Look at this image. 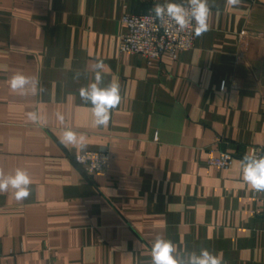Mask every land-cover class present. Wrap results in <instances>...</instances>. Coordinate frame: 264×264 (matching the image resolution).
I'll return each mask as SVG.
<instances>
[{"label":"crops","instance_id":"crops-1","mask_svg":"<svg viewBox=\"0 0 264 264\" xmlns=\"http://www.w3.org/2000/svg\"><path fill=\"white\" fill-rule=\"evenodd\" d=\"M156 2L0 0V172L32 181L26 200L0 194V264H151L157 235L264 264V192L253 197L240 164L264 148V0H209V30L176 57L120 51L123 15ZM97 60L102 86L120 84L105 126L79 96ZM17 73L31 82L14 91ZM65 130L87 147L61 144ZM102 149L105 172L75 159ZM223 151L232 166L211 167Z\"/></svg>","mask_w":264,"mask_h":264},{"label":"clouds","instance_id":"clouds-1","mask_svg":"<svg viewBox=\"0 0 264 264\" xmlns=\"http://www.w3.org/2000/svg\"><path fill=\"white\" fill-rule=\"evenodd\" d=\"M226 6L237 7L242 0H225ZM150 11L163 23L173 24L178 31L189 30L199 37L209 30V17L211 7L209 0H164L163 3H154ZM23 51V49H20ZM103 61L97 60L93 67V82L79 89V96L83 103L91 104L94 124L105 126L110 119V111L116 108L121 102L120 84L113 80L106 86L103 83ZM80 73L74 78L78 79ZM31 82L29 77L21 73L15 74L10 81L12 90L23 89ZM33 93L36 88H32ZM28 118L36 121L35 113H29ZM58 120L63 123L64 117L58 114ZM66 147L71 144L84 150L87 146L84 138L77 137L71 130H65L60 140ZM78 162H83L77 157ZM242 180L256 192H264V149L253 148L246 152L240 161ZM31 178L27 171L17 168L14 175H5L0 172V194L14 190L17 201L26 200L31 195ZM151 264H222L219 254H215L207 248H200L199 251L187 250L178 252L176 246L169 239L157 235L151 249Z\"/></svg>","mask_w":264,"mask_h":264},{"label":"built area","instance_id":"built-area-1","mask_svg":"<svg viewBox=\"0 0 264 264\" xmlns=\"http://www.w3.org/2000/svg\"><path fill=\"white\" fill-rule=\"evenodd\" d=\"M122 27L120 51L140 55L148 61L160 59L164 53L176 57L180 51H188L195 46L196 36L192 31H178L171 23L162 24L151 11L146 14H124ZM253 148L264 149L262 146H253L251 150ZM78 156L83 162H78ZM236 158L235 154L227 151L220 152L219 156L211 152L209 164L214 168L227 169ZM75 159L88 172L96 174L108 169L111 153L108 149L86 151L77 154ZM262 195L263 192L253 190V197L257 201H262Z\"/></svg>","mask_w":264,"mask_h":264}]
</instances>
